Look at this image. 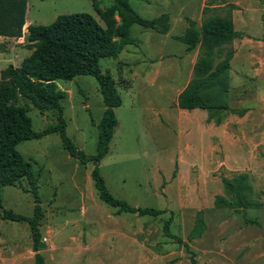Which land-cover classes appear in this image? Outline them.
<instances>
[{
	"label": "rangeland",
	"instance_id": "obj_1",
	"mask_svg": "<svg viewBox=\"0 0 264 264\" xmlns=\"http://www.w3.org/2000/svg\"><path fill=\"white\" fill-rule=\"evenodd\" d=\"M106 3L107 0H99L100 7ZM128 3L143 18L168 12L169 26L161 34L132 24L129 34L133 43L125 45L113 58L98 59L100 71L107 73L114 81L120 104L113 108L116 125L107 151L98 161L97 167L113 197L124 200L130 206L152 207L162 210V213L155 216L137 215L117 211L116 207L103 203L89 176L93 164L80 163L69 156L62 148L58 135L48 133L40 138L21 140L15 145V149L31 164L40 204L45 206L53 192L59 204V216L52 217L48 213L43 218L42 213L39 225L42 222L46 225L53 219L54 224L58 221L60 224L54 225L49 236L40 235V241L47 243L49 238L56 247L84 246L90 242L84 237L70 239L68 236L75 234V231L61 224L63 220L69 223V219L79 211L82 192L87 194L88 203L92 200L95 219L106 217L107 211L116 209L112 215L119 213L120 216H129L124 222V231L131 230L132 226L135 231L137 227L140 228L141 264H152L153 259L155 264H189L190 256L196 264H264V138L261 140L258 134L260 127L264 126V110L258 116L256 138H251V141L247 138L244 146L248 159L238 163L230 161L232 165L224 161V164L218 166V151H213L217 157L214 163L211 160L198 161L193 154L184 156V164L181 163L179 150L184 146V121L178 123L172 110L167 108L170 98L184 86L190 76L191 59L196 52V48L186 50L185 45L172 36L182 33L186 26L185 17L192 19L198 28L202 18L201 10L205 6L211 7V14L222 15L228 10L230 15L242 9L259 13L262 30L256 31L254 28L249 29V32L254 35L253 38L260 36L263 40L258 48L254 47L253 53L261 60L264 71V0H128ZM70 13L90 14L102 25L89 0H26L24 17L30 20V24L45 25L59 14ZM253 27H257V23ZM25 43V36L19 42L10 38L0 40V69L7 64H19L29 53ZM231 63L235 69L240 65L239 61ZM241 66L240 71L246 68L244 63ZM236 78L232 76L230 85L231 99H234L231 105L239 109L255 104L257 100L254 92L261 88L260 80L243 81ZM55 83L64 92L60 103L65 135L85 154H93L95 124L103 110L97 82L90 75L79 74L70 80L56 79ZM227 100V95L217 100L216 105L206 110L208 116L218 118L222 114L220 106ZM17 103L26 107L33 130H40L56 121L53 111L39 113L23 99H18ZM161 108H165L168 116H164ZM255 114L258 115V112ZM192 134L188 140L191 138V145L197 146L194 142L197 138H192ZM178 173L191 183L190 189L188 187L186 191H181L182 187L176 182ZM236 173L248 175L252 188L249 197L259 203L258 207L217 208L212 205V201L210 203L219 187L220 194H223L220 179L230 178ZM200 186L209 187V191L199 192ZM24 187L25 179L20 180L18 185H0L2 208L30 216L32 197L29 192L22 190ZM198 206L203 211L205 229L198 238L187 242L190 254L182 242L185 241ZM168 217L170 233L179 236L182 242L163 235L162 223ZM25 223L23 220L15 223L20 227L16 236L20 243L25 241ZM42 229L38 226L39 232ZM95 230L94 226L91 229L94 234L93 243L98 240ZM109 257L111 260L118 258L116 255ZM125 259L126 264H135L131 256Z\"/></svg>",
	"mask_w": 264,
	"mask_h": 264
},
{
	"label": "trees",
	"instance_id": "obj_2",
	"mask_svg": "<svg viewBox=\"0 0 264 264\" xmlns=\"http://www.w3.org/2000/svg\"><path fill=\"white\" fill-rule=\"evenodd\" d=\"M102 25L87 13L59 14L48 24H27L25 27V47L29 53L17 66L7 64L0 69V185H18L25 179L32 197V214L24 216L2 208L0 217L11 221H26L30 231L31 246L35 250L34 264H45L39 252L38 231L42 211L39 207L36 178L31 164L15 149L21 140L40 138L48 133H56L62 148L80 163L91 162L89 176L98 198L117 211H127L137 215L155 216L162 210L152 207L130 206L124 200L113 197L101 177L97 163L107 151V145L116 125L113 108L120 104L113 79L100 71L98 59L115 57L125 45L132 44L129 34L132 24L150 28L158 33L168 29L167 13L152 18H143L135 12L128 0H107L100 7L99 0H89ZM26 0H0V36L18 38L24 23ZM211 7L202 8V18L198 28L192 19L185 17L186 26L181 34L172 38L185 45L186 50L197 49L192 64L191 76L177 94L176 105L181 109H211L217 100L226 96L227 72L233 49L231 42L240 33L233 29L229 11L211 14ZM92 76L98 85L103 110L95 124V152L85 154L65 135V121L62 117L61 100L64 92L56 86L55 80H70L73 76ZM18 99L30 103L39 113L55 112L56 121L40 130L31 128L26 107L18 104ZM226 101L220 107H226ZM241 114L243 109H230ZM223 194L213 197L214 207L245 209L258 207L249 195L252 188L246 173H236L230 178H221ZM170 217L162 223L164 236L182 242L180 237L169 231ZM205 229L203 211L196 210L192 224L182 242L190 254L187 242L199 237ZM189 264H196L189 257Z\"/></svg>",
	"mask_w": 264,
	"mask_h": 264
},
{
	"label": "crops",
	"instance_id": "obj_3",
	"mask_svg": "<svg viewBox=\"0 0 264 264\" xmlns=\"http://www.w3.org/2000/svg\"><path fill=\"white\" fill-rule=\"evenodd\" d=\"M162 13L169 14L168 12ZM230 17L232 20L233 29L240 33V35L234 38L231 42L233 54L229 60V68L227 72L228 87L226 95L228 100L226 101V107L222 108V114L218 116V118H215L214 116H208L206 109L192 108L186 110L181 109L176 105L177 94L186 85L191 76L192 64L195 60L197 49H195L196 52L191 59L189 71L190 76L187 78L184 86H182L175 93L174 97L170 98V102L167 105V108L172 110L174 113V118L178 123L184 121V146L179 150L180 161H182V164H184L185 161L183 157H188L190 154H193L194 158L198 161L202 162L205 160H211L212 163H214L217 160V157L216 154H213V151H218V153L221 155H218V166L220 164H224V161L227 163L230 161H236L238 163L241 160H245V158L248 159L246 157V150L244 149V146L247 143V138L251 141V138H256V134L258 133V116H260L259 113L264 110V103L262 102L264 99V71L262 70V65L260 62L261 60L258 57H255L256 54L253 53V49L254 47L258 48L263 40L262 38L260 39V36L257 39L253 38L254 35L250 34L249 29L255 28L256 31H261L263 27L260 23L261 21L259 13L256 14L254 12L248 11L247 9L231 12ZM236 21L238 23H236ZM255 23H257V27H253V24ZM27 24H30V20H26L24 17V23L22 25L20 37L13 38L0 36V40H5L7 38H10L11 40L16 39V42L23 40L26 32L25 27ZM233 61H239L240 65H238V68L235 69L232 67L231 62ZM243 63L246 68L240 71L239 68L242 67L241 65H243ZM253 63L256 64L253 65ZM234 75L243 81L255 79L257 81L260 80L262 85V89L258 88L257 91L254 92V97H256L255 99L257 102L255 104H250L248 106H242L239 108L243 109V112L239 115L230 110L237 109L231 105V102L234 99H231L232 95L230 85L232 84V76ZM161 111H164V116H168V113L165 112V108H161ZM256 112H258V115L255 114ZM191 134L193 135L192 138H197L196 141H194L197 143V146L191 145V141H193L191 138L188 140V137H191ZM258 134L260 135V139L264 138V126L260 127V132ZM242 141L245 143H242ZM239 152L242 153L240 154ZM230 164L232 165V162H230ZM179 167L180 166L178 165V168ZM176 182H178L182 187V192L186 191L188 187L190 189L191 183L187 182L183 176L181 177L180 173L176 174ZM196 189L198 188L196 187ZM220 190L221 189L219 187L216 193L220 194ZM200 191L207 192L209 191V187H201L199 192ZM90 196L91 193L89 194V197ZM86 197V193L80 192L78 204L79 211L74 214L71 219H69L71 220L69 223L68 220H63L61 224L68 226L70 230L75 231V234L68 236L70 239L75 240L78 237H84L90 242H86L84 246L56 247L51 244L48 238V242L43 243L44 247L39 250L43 256L44 263L126 264L125 257L131 256L133 263L135 262V264H141L140 228L137 227L135 231L134 226H132L131 230L124 231L125 227L123 225L129 216H120L119 213L112 215V212H114L116 209H113L111 212L107 211L108 214L106 217L104 216L95 219L96 217H94L92 214V200L88 203ZM213 197L212 200L210 199V203L213 201ZM55 199L56 194L53 192L45 206L40 204L39 201V207L41 208V211L44 215L43 218L48 213H51L52 217L56 215L59 216V212H57L59 204L56 203ZM197 210H200L199 206L197 207ZM58 220L59 218H57L56 221ZM15 223L16 221L6 220L0 217V264H34L33 255L35 250H33L31 246L28 224L27 222L25 223L27 226L24 229L25 241L20 243L16 238L20 227ZM47 223L48 224L45 225L42 222L41 225H38L43 228L42 232H39L40 235L49 236L54 225L57 226L60 224L59 221L54 224V219L52 221H48ZM94 226L96 229L95 235L98 240L93 243L94 234L92 233L91 229ZM111 255H116L118 258L111 260L109 257ZM154 257L155 255H153V258ZM154 261L155 260L153 259L152 264H155Z\"/></svg>",
	"mask_w": 264,
	"mask_h": 264
},
{
	"label": "water",
	"instance_id": "obj_4",
	"mask_svg": "<svg viewBox=\"0 0 264 264\" xmlns=\"http://www.w3.org/2000/svg\"><path fill=\"white\" fill-rule=\"evenodd\" d=\"M43 247H44L43 242L39 241V243H38V248L41 249V248H43Z\"/></svg>",
	"mask_w": 264,
	"mask_h": 264
}]
</instances>
